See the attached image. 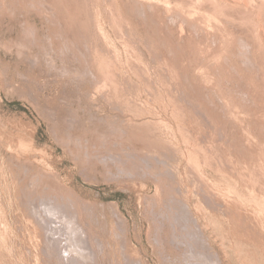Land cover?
<instances>
[{"label":"rangeland","instance_id":"rangeland-1","mask_svg":"<svg viewBox=\"0 0 264 264\" xmlns=\"http://www.w3.org/2000/svg\"><path fill=\"white\" fill-rule=\"evenodd\" d=\"M263 6L0 0V264H264Z\"/></svg>","mask_w":264,"mask_h":264},{"label":"bare ground","instance_id":"bare-ground-1","mask_svg":"<svg viewBox=\"0 0 264 264\" xmlns=\"http://www.w3.org/2000/svg\"><path fill=\"white\" fill-rule=\"evenodd\" d=\"M210 1V0H209ZM208 2V1H207ZM197 4H199V3H197ZM159 5V4H158ZM140 6V5H139ZM224 6V5H223ZM226 6V5H225ZM227 7V6H226ZM260 7V6H259ZM264 7V6H263ZM166 8V7H165ZM210 8V7H209ZM216 8V7H215ZM225 8V7H224ZM142 9V8H141ZM218 9V8H217ZM228 9V8H227ZM208 10V9H207ZM215 10V9H214ZM221 10V9H220ZM225 11V10H224ZM219 12V11H218ZM223 13V12H222ZM226 13V12H225ZM231 21H232V19H231ZM200 22V21H199ZM229 25V24H228ZM12 43V42H11ZM13 45V44H12ZM30 45V44H29ZM10 47V46H9ZM25 49V48H24ZM24 53V52H23ZM25 54V53H24ZM21 55V54H20ZM80 56V55H79ZM85 56V55H84ZM24 57V56H23ZM63 58V57H62ZM35 60V59H34ZM28 61V60H27ZM86 65V64H85ZM83 69V68H82ZM86 69V68H85ZM219 69V68H218ZM84 70V69H83ZM238 70V69H237ZM30 79V78H29ZM228 88V87H227ZM229 89V88H228ZM62 99V98H61ZM64 100V99H63ZM59 113V112H58ZM127 114V113H126ZM120 118V117H119ZM125 127V126H124ZM123 133V132H122ZM119 134V133H118ZM119 136V135H118ZM120 137V136H119ZM25 145V144H24ZM22 148V147H21ZM25 153V152H24ZM133 158V157H132ZM29 160V159H28ZM136 161V160H135ZM30 167V166H29ZM135 169V168H134ZM19 170V169H18ZM144 170V169H143ZM128 171V170H127ZM134 171V170H133ZM140 171V170H139ZM26 173V172H25ZM134 173V172H133ZM144 174V173H143ZM118 175H120V174H118ZM120 178V177H119ZM23 193V192H22ZM29 194V193H28ZM24 197V196H23ZM30 198V197H29ZM26 199V198H25ZM47 200V199H46ZM27 202V201H26ZM33 203V202H32ZM183 204V203H182ZM181 205V204H180ZM38 206V205H37ZM46 206V205H45ZM47 207H48V205H47ZM34 208V207H33ZM43 208V207H42ZM54 208V207H53ZM51 209L52 208H50V211H51ZM30 210H32V208L30 209ZM53 210V209H52ZM81 210V209H80ZM38 212V211H37ZM53 212V211H52ZM58 212V211H57ZM171 212V211H170ZM174 212V211H173ZM182 212V211H181ZM32 213H34V212H32ZM43 213V212H42ZM62 213V212H61ZM83 213V212H82ZM177 213V212H176ZM185 213V212H184ZM182 214V213H181ZM49 215V214H48ZM47 215V216H48ZM55 215H56V213H55ZM72 215V214H71ZM77 215V214H76ZM184 215V214H183ZM186 215V214H185ZM31 216V215H30ZM50 216L52 217V215L50 214ZM68 216V215H67ZM72 216H74V215H72ZM34 217V216H33ZM62 218V217H61ZM190 218V217H189ZM48 219H50V218H48ZM55 219V218H54ZM53 219V220H54ZM57 219V218H56ZM73 219V218H72ZM185 219V218H184ZM194 220V219H193ZM42 221V220H41ZM44 221V220H43ZM52 221V220H51ZM46 222V221H45ZM58 222V221H57ZM70 222H71V220H70ZM52 223V222H51ZM62 223V222H61ZM196 223V222H195ZM44 224V223H43ZM56 224V223H55ZM52 225V224H51ZM46 226H47V224H46ZM62 226V225H61ZM48 227H49V225H48ZM185 227V226H184ZM51 228H53V227H51ZM58 228V227H57ZM56 228V229H57ZM65 228V227H64ZM69 228V227H68ZM67 228V229H68ZM71 228V227H70ZM74 228V227H73ZM78 229V228H77ZM81 229V228H80ZM92 229V228H91ZM176 229V228H175ZM194 229V228H193ZM63 230V229H62ZM162 230V229H161ZM74 231V230H73ZM76 231V230H75ZM52 232H53V230H52ZM46 234V233H45ZM58 234V233H57ZM60 234V233H59ZM77 234V232L75 233V235ZM186 234V233H185ZM193 234V233H192ZM197 234H199V232H197ZM74 235V236H75ZM82 235V234H81ZM60 236V235H59ZM78 236V235H77ZM188 236V235H187ZM158 237V236H157ZM62 238V237H61ZM81 238V237H80ZM177 238V237H176ZM173 239H175L174 237H173ZM195 239V238H194ZM51 240V239H50ZM53 240V239H52ZM58 240V239H57ZM56 240H54V242H55ZM71 241H73V240H71ZM82 241V240H81ZM63 242V241H62ZM61 242V243H62ZM67 242V241H66ZM56 243V242H55ZM60 243V244H61ZM68 243V242H67ZM70 243V242H69ZM68 243V244H69ZM72 243V242H71ZM193 244H194V242H193ZM67 246V245H66ZM78 246V245H77ZM76 246V247H77ZM81 246H83V244L81 245ZM73 248V247H72ZM79 248H80V246H79ZM83 248V247H82ZM100 248V247H99ZM70 249H71V247H70ZM76 249V248H75ZM81 249V248H80ZM84 250H85V248H83ZM83 249H82V251L81 252H83ZM64 251V250H63ZM66 251V250H65ZM68 251V250H67ZM66 251V252H67ZM85 251H87V250H85ZM92 252V251H91ZM64 253V252H63ZM200 253V252H199ZM83 254H84V252H83ZM91 254V253H90ZM76 255V254H75ZM94 255V254H93ZM196 255V254H195ZM65 256V255H64ZM85 256H86V254H85ZM80 257H81V255H80ZM87 257V256H86ZM99 257V256H98ZM73 257H71V259H72ZM78 258H79V256H78ZM88 258V257H87ZM69 259V258H68ZM76 259V258H75ZM185 259V258H184ZM67 260V259H66ZM89 260V259H88ZM103 261V260H102ZM69 262V261H68ZM87 262V261H86ZM197 262H199V261H197ZM92 263V262H91ZM90 263V264H91ZM70 264H71V262H70ZM76 264H78V262L76 263ZM85 264V263H84ZM98 264V263H97ZM104 264V263H103Z\"/></svg>","mask_w":264,"mask_h":264}]
</instances>
